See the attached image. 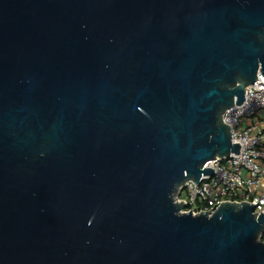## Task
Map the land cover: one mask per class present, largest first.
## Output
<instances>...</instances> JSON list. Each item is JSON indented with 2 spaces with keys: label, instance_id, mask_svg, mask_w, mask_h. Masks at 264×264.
I'll use <instances>...</instances> for the list:
<instances>
[{
  "label": "water",
  "instance_id": "water-1",
  "mask_svg": "<svg viewBox=\"0 0 264 264\" xmlns=\"http://www.w3.org/2000/svg\"><path fill=\"white\" fill-rule=\"evenodd\" d=\"M258 73L264 0H0V264H264L254 206L174 199Z\"/></svg>",
  "mask_w": 264,
  "mask_h": 264
},
{
  "label": "built area",
  "instance_id": "built-area-1",
  "mask_svg": "<svg viewBox=\"0 0 264 264\" xmlns=\"http://www.w3.org/2000/svg\"><path fill=\"white\" fill-rule=\"evenodd\" d=\"M220 120L228 127L232 144L239 146L238 154L208 161L204 168L213 174L202 175L198 184L184 182L175 203L183 205L181 213L193 215L212 214L224 203H247L254 206L256 216L264 215V77L260 73L245 87L244 101L226 109ZM257 240L264 244V233Z\"/></svg>",
  "mask_w": 264,
  "mask_h": 264
}]
</instances>
